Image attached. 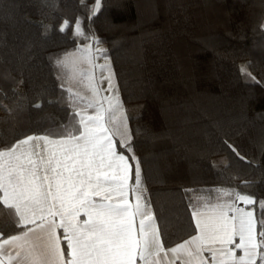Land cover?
Returning <instances> with one entry per match:
<instances>
[{
    "label": "trees",
    "instance_id": "16d2710c",
    "mask_svg": "<svg viewBox=\"0 0 264 264\" xmlns=\"http://www.w3.org/2000/svg\"><path fill=\"white\" fill-rule=\"evenodd\" d=\"M94 1L0 0V146L69 125L63 59L94 36L125 105H140L131 143L164 246L222 190L250 195L264 230V0H101L93 16ZM0 230L18 233L6 206Z\"/></svg>",
    "mask_w": 264,
    "mask_h": 264
},
{
    "label": "snow or ice",
    "instance_id": "6c2138e0",
    "mask_svg": "<svg viewBox=\"0 0 264 264\" xmlns=\"http://www.w3.org/2000/svg\"><path fill=\"white\" fill-rule=\"evenodd\" d=\"M100 4L101 0H95L93 16ZM67 25L65 21L59 30L64 32ZM75 35H85L79 20ZM90 49L88 45L85 50ZM95 51L107 59L101 49ZM105 69L109 72L103 77L106 91L112 96L99 97V86L90 75L86 86L92 95L80 96L81 102L86 101L85 107L76 109L73 97L78 94L67 89L68 106L73 108L68 117L71 127L62 125L59 130L0 146V207L6 206L12 226L18 230L17 234L0 230V264H264V230L258 239L253 211L236 206V201L246 205L256 201L240 192L225 193L234 196L228 203L206 205L204 211L194 209L198 234L165 248L142 194L136 196L134 205L127 198L132 168L129 160L136 161V186L141 183L140 167L118 88L113 85L114 73L105 64L101 66L102 76ZM241 71L251 76L246 67ZM88 108L94 109V114L82 115ZM117 121L122 131L108 127ZM117 133L121 147L131 156L116 150L113 135ZM260 203L264 208V201ZM81 211L87 217L82 223L77 219ZM58 229L63 230L67 256ZM237 250L242 255L237 256Z\"/></svg>",
    "mask_w": 264,
    "mask_h": 264
},
{
    "label": "rangeland",
    "instance_id": "374dc122",
    "mask_svg": "<svg viewBox=\"0 0 264 264\" xmlns=\"http://www.w3.org/2000/svg\"><path fill=\"white\" fill-rule=\"evenodd\" d=\"M95 4V1H94ZM93 4V6H94ZM97 39L95 38V40L93 39L92 41H90L89 43L82 45L79 49L76 50H72L69 51L63 61L65 64H67L71 70V74H70V79H69V88L72 89L73 93H77L78 95L75 96L78 101L81 103V101L79 100L80 96L83 97H91L92 93L89 91V89L87 88V84H88V77L91 75L92 77H94V82L99 86V97H104V96H112L113 93L106 91L108 85H107V81L105 79H103V77H106L109 75V72L107 69H105L103 71V76H102V70H101V66L108 64L110 65L111 68V72L114 73V79H113V85L118 88V83H117V79H116V75L114 72V69L112 67L110 58L107 57V59H105L104 55H102L100 52H96L95 49L98 47L99 49L103 48V44L102 43H96ZM90 45L91 49L90 50H85L86 46ZM93 64L95 65V67H93ZM118 95H119V100L121 102L122 105V111H123V115L127 117V123H128V128L130 130V124H129V114L131 113H137L139 110V106L140 105H133L131 108H128L124 101L122 100L119 88H118ZM86 101L82 102V104L85 106ZM105 108H107V102H105L104 104ZM108 127L113 128L114 130L119 127L122 131V126L120 125V121H117L114 124H109ZM131 132V130H130ZM115 137L117 138V140L120 141V135L117 133L115 134ZM136 164V162H135ZM140 167V165H139ZM140 179H141V183L139 186H136V184L132 187L135 188V192L133 191L134 197L136 198V196L138 194H142L143 190H144V184H143V180H142V176L140 175ZM231 190V189H229ZM232 191V190H231ZM224 191H220V193H222ZM225 192H229L228 190H225ZM234 192V190H233ZM237 192V191H235ZM204 200V199H203ZM218 197L214 200H209V202H218ZM143 202V201H142ZM205 202V201H202ZM220 202V201H219ZM151 208V206L149 207ZM151 210V209H150Z\"/></svg>",
    "mask_w": 264,
    "mask_h": 264
},
{
    "label": "crops",
    "instance_id": "0c3cea01",
    "mask_svg": "<svg viewBox=\"0 0 264 264\" xmlns=\"http://www.w3.org/2000/svg\"><path fill=\"white\" fill-rule=\"evenodd\" d=\"M84 107H85V106H83V107H81V108H84ZM81 108H79V109H81ZM81 114H82V115H85V116H87V115H92V114H94V109L88 108L85 112H82ZM32 135H44V134H32ZM24 138H25V137H24ZM53 138H55V139H59L60 137H55V136H54ZM116 140H117V138L115 137V135H113V143H114L115 146H116V150H117L118 152H120V151L117 149ZM129 163L132 165V163H131L130 160H129ZM129 176H130V179H129V182H128V188L126 189V191H127V198H128V200H129V202H130L131 204L134 205L135 202H136V198L134 197V194H133V191H132V187L135 185V173H134V175L132 174V168L130 169ZM144 187H145V186H144ZM222 191H224V192L219 193L218 196H217V197H218V200H219L220 202H219V201L216 202V203H215V202H209V201L206 200L205 198H197V200L195 201V204H194L193 210H194V209H199V210H201V211H204V210H206V209H205V206H206V205H212V204H218V203H228L229 201H232V200L234 199V196H227V195H225V193H227V192H225V190H222ZM228 191H231V190H228ZM232 191H233V190H232ZM234 192H235V191H234ZM113 195L116 197V199H117V201H118V200H119V196H118V194H117V193H114ZM2 196H3V193H2ZM142 197H143V202H145V203H146V206L149 208L150 205L147 203V201H146V199H145V188H144V190H143ZM217 197H216V198H217ZM96 199H99V198L97 197ZM203 199H204V200H203ZM202 201H205V202H202ZM236 206L239 207V208L244 209L245 211H253V214H254V220L256 221V225H257V238L259 239V232H260L261 230H260L259 227H258V220H257V215H256V211H255V209H254L252 206H250V205H246L244 202H240V201H236ZM150 209H151V213H152V215L154 216V213H153V211H152V208H150ZM231 215H232V212L229 211V216H231ZM56 219H57V222H59V218L57 217ZM77 219L82 223L85 219H87V217L83 214V211H81V214H80V216H79ZM154 219H155V223H156V225H157V227H158V223H157V221H156L155 216H154ZM194 221H195V224H196V220H195V219H194ZM136 223H137V227H138V224H139V217L136 218ZM158 229H159V227H158ZM58 233L61 234V240H62V239H63V237H62L63 230H62V229H58ZM16 234H17V233H16ZM196 234H198V230H196V232H195L193 235H196ZM188 238H190V236H189ZM188 238H186V239H188ZM235 240H236V242L238 243V242H239V237H236ZM181 242H183V240L180 241V242H178V243H181ZM174 245H175V244H174ZM174 245H172V246H174ZM61 246H62V248H64V247H63V241H62V243H61ZM165 248H167V247H165ZM65 255H66V253H65ZM204 255H205L206 257L209 256V254H208L207 252H205ZM239 255H242V252H241L240 250H237V256H239ZM137 264H140V262L138 261ZM257 264H259V261H257Z\"/></svg>",
    "mask_w": 264,
    "mask_h": 264
}]
</instances>
